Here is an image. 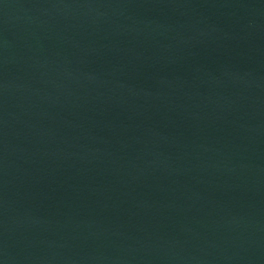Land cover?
<instances>
[{
  "label": "water",
  "instance_id": "95a60500",
  "mask_svg": "<svg viewBox=\"0 0 264 264\" xmlns=\"http://www.w3.org/2000/svg\"><path fill=\"white\" fill-rule=\"evenodd\" d=\"M0 264H264V0H0Z\"/></svg>",
  "mask_w": 264,
  "mask_h": 264
}]
</instances>
